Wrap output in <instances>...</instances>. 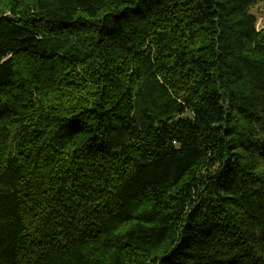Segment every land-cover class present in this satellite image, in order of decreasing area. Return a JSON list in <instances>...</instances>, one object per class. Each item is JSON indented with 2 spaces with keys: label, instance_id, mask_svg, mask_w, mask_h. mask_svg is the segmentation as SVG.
<instances>
[{
  "label": "trees",
  "instance_id": "16d2710c",
  "mask_svg": "<svg viewBox=\"0 0 264 264\" xmlns=\"http://www.w3.org/2000/svg\"><path fill=\"white\" fill-rule=\"evenodd\" d=\"M263 0H0V264H264Z\"/></svg>",
  "mask_w": 264,
  "mask_h": 264
},
{
  "label": "rangeland",
  "instance_id": "374dc122",
  "mask_svg": "<svg viewBox=\"0 0 264 264\" xmlns=\"http://www.w3.org/2000/svg\"><path fill=\"white\" fill-rule=\"evenodd\" d=\"M252 11L258 17V27L262 28L264 26V0L253 7Z\"/></svg>",
  "mask_w": 264,
  "mask_h": 264
}]
</instances>
